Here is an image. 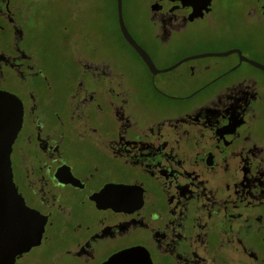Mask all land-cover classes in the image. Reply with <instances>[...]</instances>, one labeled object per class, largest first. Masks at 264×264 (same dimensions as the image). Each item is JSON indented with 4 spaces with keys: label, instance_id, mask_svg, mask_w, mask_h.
<instances>
[{
    "label": "flooded vegetation",
    "instance_id": "obj_1",
    "mask_svg": "<svg viewBox=\"0 0 264 264\" xmlns=\"http://www.w3.org/2000/svg\"><path fill=\"white\" fill-rule=\"evenodd\" d=\"M100 2L118 48L74 18L84 0H0V90L21 112L8 163L40 228L13 264L130 246L151 264H264V0ZM44 28L61 56L37 47Z\"/></svg>",
    "mask_w": 264,
    "mask_h": 264
},
{
    "label": "water",
    "instance_id": "obj_2",
    "mask_svg": "<svg viewBox=\"0 0 264 264\" xmlns=\"http://www.w3.org/2000/svg\"><path fill=\"white\" fill-rule=\"evenodd\" d=\"M119 2V0H118ZM118 24L123 36L144 56L145 51L127 31L117 5ZM20 106L11 92L0 90V119L5 125L6 162L0 156V264H13L15 256L38 243L40 228L31 224L34 214L22 198L16 195L8 163L12 137L19 126ZM99 264H151L147 254L138 246L111 253Z\"/></svg>",
    "mask_w": 264,
    "mask_h": 264
},
{
    "label": "rangeland",
    "instance_id": "obj_3",
    "mask_svg": "<svg viewBox=\"0 0 264 264\" xmlns=\"http://www.w3.org/2000/svg\"><path fill=\"white\" fill-rule=\"evenodd\" d=\"M107 7L102 6L100 0H84V6L78 5L74 12V18L84 19L82 24V29L86 32L89 39L93 42L96 41L97 44L106 47H112L113 49L118 48L119 46L124 45L119 41L117 37V32H114L113 21L108 18ZM43 27H46L44 25ZM148 28H146L147 30ZM209 29L205 23H201L196 27L192 28L187 37L191 40L197 38H205L209 34ZM46 28H44L36 38V45L38 48L44 49L47 54H52L58 56L61 54L58 53L55 46L57 43V38L54 36L47 37ZM53 46V47H51ZM120 51V50H119ZM119 62L123 60L119 59ZM33 255V254H32ZM32 259L38 261V264H78L69 258H60L55 260L50 255H41L35 254Z\"/></svg>",
    "mask_w": 264,
    "mask_h": 264
}]
</instances>
